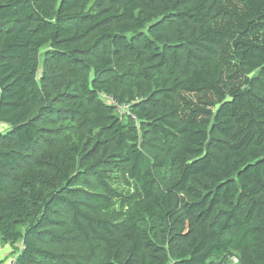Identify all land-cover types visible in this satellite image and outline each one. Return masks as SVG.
<instances>
[{"label": "trees", "instance_id": "trees-1", "mask_svg": "<svg viewBox=\"0 0 264 264\" xmlns=\"http://www.w3.org/2000/svg\"><path fill=\"white\" fill-rule=\"evenodd\" d=\"M0 127L15 264H264V0H0Z\"/></svg>", "mask_w": 264, "mask_h": 264}, {"label": "crops", "instance_id": "crops-1", "mask_svg": "<svg viewBox=\"0 0 264 264\" xmlns=\"http://www.w3.org/2000/svg\"><path fill=\"white\" fill-rule=\"evenodd\" d=\"M16 246L18 245H15V247ZM14 256L13 246L4 244L0 241V264H10Z\"/></svg>", "mask_w": 264, "mask_h": 264}, {"label": "built area", "instance_id": "built-area-1", "mask_svg": "<svg viewBox=\"0 0 264 264\" xmlns=\"http://www.w3.org/2000/svg\"><path fill=\"white\" fill-rule=\"evenodd\" d=\"M123 108L119 106V112H122ZM126 114H129L128 111H126Z\"/></svg>", "mask_w": 264, "mask_h": 264}, {"label": "clouds", "instance_id": "clouds-1", "mask_svg": "<svg viewBox=\"0 0 264 264\" xmlns=\"http://www.w3.org/2000/svg\"><path fill=\"white\" fill-rule=\"evenodd\" d=\"M10 264H15V260H13V258L11 259Z\"/></svg>", "mask_w": 264, "mask_h": 264}, {"label": "rangeland", "instance_id": "rangeland-1", "mask_svg": "<svg viewBox=\"0 0 264 264\" xmlns=\"http://www.w3.org/2000/svg\"><path fill=\"white\" fill-rule=\"evenodd\" d=\"M3 132H4L3 127H0V133H3Z\"/></svg>", "mask_w": 264, "mask_h": 264}]
</instances>
